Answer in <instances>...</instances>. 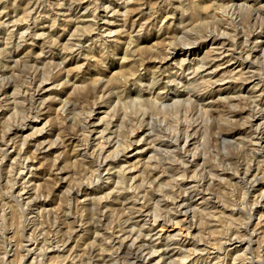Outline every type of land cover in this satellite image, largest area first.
I'll return each instance as SVG.
<instances>
[{"label":"rangeland","instance_id":"1","mask_svg":"<svg viewBox=\"0 0 264 264\" xmlns=\"http://www.w3.org/2000/svg\"><path fill=\"white\" fill-rule=\"evenodd\" d=\"M29 1L0 0L5 4V9L0 12L8 13L20 4L21 6L24 4L23 8H25ZM58 1L50 0L48 4H56ZM160 1L171 0H82L87 11L79 16L88 17L81 18L80 26H74L71 30L62 25L61 21L55 24L53 17L50 18L49 23L46 21L31 23L29 26L39 25L40 36L35 37L33 42H23L20 49L5 46L7 52L3 44L9 43V37L0 36V67L3 61L8 62V57L13 52L17 55L7 65L9 67L7 78L0 77V90H4L11 84L6 95L0 97V140L8 131L23 127L25 133L12 140L10 152L15 151L13 143H17L16 146L25 141L32 143V140L46 137L47 134L61 137L66 141L64 145H54L51 142L53 138H49L45 145L52 144L51 151L46 154L41 150L42 152L34 153L35 157L32 154L28 156L31 159L30 162L37 165L39 173L37 178H44L35 184H40L41 191L38 196L45 205L34 214H30L28 208L12 195L16 156L4 159V156L0 155V264H31L32 259L27 257L25 246L29 248L32 245L37 246L41 253L47 254L46 260L39 259L42 264H90L87 255L89 247L90 249L94 247L100 252L108 249L105 244L108 243L109 236L94 232V226L99 223L102 212H107L111 221L116 219L115 210H119V214L126 213L112 205L116 197L114 195L121 193L123 196L127 194L137 196L139 193L156 192L158 196H161V201L163 199L169 201L170 198L183 194L184 189L178 186V181H183V176L198 180L206 178L209 190L207 193L215 197L216 204L218 202L222 205L216 210L214 207L218 206L212 201L206 204L202 197L207 195L203 193L193 197L192 208L196 213L190 212L191 217L185 224L184 231L187 228L191 229L194 242L207 245L209 248L211 247L207 242L221 243L210 241L211 236L219 237L230 229L245 228L251 220L253 209L258 210L254 225L261 218V226L264 228V207L256 205L252 195L248 194L250 182H243L237 177L242 166L243 168L261 166L260 168L264 169L262 160L257 159L253 141L245 132L256 131L255 128L248 130L254 116L251 109L253 107L255 110V102L260 95L257 90H253V83L264 87V82H260L259 77H253L251 85L246 82L250 76L246 74H243V78L239 80L228 79L231 76L238 78L236 74L240 69L223 78V73L217 72L216 64L211 70L210 66L201 68L197 79L205 77L211 79L216 87L226 90L225 94L217 93L214 87L207 96L205 105L194 103L172 107V111L162 116V119L155 112L153 105L143 108L144 98L142 97L146 90L140 94L133 86L137 75L143 74L147 77L151 74H161L169 78V74L180 70L181 62L202 67L207 56L212 58L215 54V46L211 45L207 39L211 30L206 24L212 20L206 19V16L217 10L226 11L230 8H236L235 12L229 13L235 14L234 22L225 20L218 30L221 33L227 32L229 38L234 39L250 36L254 30H257L258 34L261 33V38L258 40L262 43L261 47L253 49V45L249 46L252 56L248 62L264 66V16L260 17L261 14L256 13L257 10L253 6H256L254 3L257 4V2L254 0L249 1L246 9H242L244 2L234 5L226 1L225 4H218L215 0L204 4L195 0H176L173 7L174 16L168 21L158 22L143 30L139 34L140 42L126 53L128 40L122 33L123 24L117 21L123 20L127 12L139 8L155 9V5ZM110 4L112 9L117 11L116 13L120 12L121 17L115 19L110 11L104 13L103 9L99 10L100 6L108 8ZM259 6L262 7L263 3ZM96 10L100 11L102 16H108L114 21V24L108 27L112 32L117 23L118 27H115L114 34L105 35L102 39L99 37L95 39L92 36L98 34V26L102 24ZM241 11L244 12L240 14ZM182 14L187 16L186 19L181 17ZM252 14H255L254 18ZM38 19L41 18L34 19L27 16L21 23ZM78 27H81L83 31L81 36L88 37L85 43V39L80 37V43L87 45L79 58L76 54L72 55L74 47L79 45L76 41ZM11 31H13L12 28L9 32ZM174 31H178L175 39ZM9 32H6V35ZM182 34L188 38L182 37ZM118 39L121 45H118ZM170 45L185 52L184 57L180 55L176 58L179 60L178 63L172 62L174 57L172 51L168 53L169 62L165 61L166 54L160 52ZM49 46L56 47L57 50L49 49ZM115 47L119 48L116 52ZM189 50H194L197 56L189 55ZM49 51L57 55L56 58L42 62L41 58ZM133 52H136V57H143L147 61L141 62L132 58ZM38 55H40L39 65H33L31 58ZM70 55L73 56L72 61ZM150 58L152 61H148ZM124 59L128 60L124 61ZM212 61L213 59H208L209 64ZM242 85L243 89H241ZM42 86L47 93H44L43 99L36 100L35 95L40 93ZM148 98H151L153 102L156 100L152 96H147ZM96 106H99L97 109L101 110L90 117ZM262 107L264 105L260 104L259 108ZM5 114H7L6 117ZM163 118H167L169 123L163 122ZM89 120H94L98 125L97 131L116 133V140L121 145L118 152L122 153L119 154L118 159L122 163H119V167L123 169V180H118L119 169H117L103 173L102 180L98 182L95 173L97 158L90 164V159L83 157L92 154V146L95 145L93 143L95 132L89 138L90 132L94 131L93 128L92 130L89 129L90 127L87 128ZM30 123L33 126H30ZM149 124L151 127L147 126ZM160 125L163 131H170V134L161 131ZM84 131H89V134ZM143 131H153L152 138L143 139L136 146L129 147L128 142H131L132 137ZM180 131H186L183 133L184 137L189 136L194 140L190 143L189 156L195 154L196 157L191 156V158L193 161L196 160L198 166L195 164L185 166L181 159L186 151L182 150L176 141L164 139L165 135L170 136ZM223 133H229L226 135L225 143L219 137ZM132 134L135 135L131 136ZM69 140L76 143L78 141L81 148L78 149L77 144L71 145L72 142ZM160 144L169 145L170 148L165 149L160 147ZM117 146L110 149L105 156L115 154L114 149L116 150ZM151 149L156 152L147 153ZM5 150L6 147L3 152L1 150L0 152L4 153ZM83 150H87V154H84ZM151 157L152 160L149 161ZM138 162L140 163L137 164ZM19 186L22 185L19 184L17 187ZM29 186H33V183ZM81 186L88 187L93 195L86 200L81 195L75 198L72 192L79 193ZM98 187L101 188L100 192L96 191ZM98 200V203L102 205L100 209L96 204ZM149 203L153 207L154 216L163 219L165 213L157 207L156 201L151 200ZM104 206L107 208L103 209ZM82 219V223L73 225L75 228L81 226V229L76 228L77 231L68 243L66 251L59 255L61 257L57 253L52 254L56 243L62 247L71 237L68 225L74 220ZM153 224V218H151L147 227ZM104 226H107L104 230L108 234L112 233L111 225L104 224ZM167 235L169 236L168 233ZM244 239L245 245L236 252L233 251L234 248L227 245L234 253L233 258H227L225 264H231L235 258H239L237 264H264V258L259 253L260 246L264 244L263 240H255L249 245L250 237L245 236ZM202 249L205 248L202 247L199 250L189 248L187 255L191 258L185 264H189L190 260L197 256H206L207 253L200 252ZM216 251L211 252V258H215ZM67 256L69 258L65 259ZM222 257H224L223 253ZM174 259L182 261L181 256ZM34 262L37 264V260ZM156 262L157 260L152 264ZM215 262L224 264L222 260H214L213 263Z\"/></svg>","mask_w":264,"mask_h":264},{"label":"bare ground","instance_id":"2","mask_svg":"<svg viewBox=\"0 0 264 264\" xmlns=\"http://www.w3.org/2000/svg\"><path fill=\"white\" fill-rule=\"evenodd\" d=\"M174 1L176 0L166 2L160 1L155 5V9L149 8L146 10L143 8H139L130 12L126 11L127 14L125 15V18H123V20L117 21V23L120 22L123 24L121 26L123 30L122 33L125 34L126 39L128 40V50L126 49V53H129V50L134 48V45L136 43L140 42L141 38L139 34L143 30L148 27L154 26L158 22L168 21L172 16H174ZM197 1L204 4L212 0H195V2ZM215 1L218 4H225L226 1L227 3H232L234 5H237L240 2H244L245 6L243 5L242 9H246V5L249 4L250 0ZM254 1L257 2V4L254 3L256 6H253L254 9L257 10L256 13L259 12L261 14L260 17L264 16V10H262L264 9V0ZM49 2L50 0H30L29 3L26 4L25 8H23L24 4L22 6L20 4L19 7H14L8 13L0 12V36H2L3 38L6 36L9 37V43L3 44L4 50L6 52L7 50L5 46L16 47L17 49H20L21 44L23 42H33L35 37L40 36L38 34L40 29L39 25L29 26V24L31 23L39 21H46V23H49L50 18L53 17L55 24H57L58 21H61L62 25H65L68 30H71V28L74 26H80L81 18L88 17L79 16L82 15V12L87 11V8L85 7L82 0H59L56 4H48ZM262 3L263 6H259V4ZM111 6L112 4H110V7L108 6V8L105 6H100L99 10L101 11V9H103L104 13L110 11V13L114 15L115 19L121 17L120 12L116 13L117 11L112 9ZM139 6L140 5H138V7ZM4 9L5 4L3 2H0V11ZM235 9L236 8H230L228 9L230 10L229 12L228 10H217L216 12L207 14L206 19L212 20L211 22H208L206 24L208 25V29L211 30L209 36H207V39L209 40L211 45L215 46V54L212 58H209V56H207L206 60H204V62L202 63V67L192 66L187 62H181L180 70L178 72L176 71L169 74V78H165V76L161 74H151L147 75V77L142 74L137 75L135 77L133 81V86L136 88V90L140 94L146 90V93H144L142 97L144 98V100L142 101V104L144 105L143 108H145L146 106L152 107L151 105H153L154 110H156L155 112H157V114L160 115L162 119V116H165L166 114L172 111V107H178L179 105L185 104L193 105L194 103H200L202 105H205L204 103L206 101V98H208L207 96L209 95L210 91L213 90L214 87L217 93L224 95L226 90H223L220 87H216L214 83L211 82V79H206V77L197 79L199 75V70L201 68H208L210 66L211 70L214 67V64H216L217 66V72L223 73V78L229 76L233 71L240 69V71L237 72L238 74H236L238 78L231 76L228 77V79L239 80L243 78V74H246L247 76L250 75L246 82L250 83L251 85L253 83V77H259L261 79L260 82H264V66L257 64L254 65L252 62H248V59L252 56V50H249L248 48L250 45H253V49L261 47L260 45L262 43L258 41L261 38V33L258 34L259 32L257 30H254L250 36L236 37V39H234L229 38V34L227 32L221 33L218 30L220 25L225 20L229 19L231 20V22H234L236 17L235 14L229 13L235 12ZM100 11L96 10V12H98L97 17L101 19L102 24L98 26V34L92 35L93 37H95V39L97 37H99V39H102L105 37V35H110L111 33L114 34L115 27H118L116 23L113 32L108 29L111 24H114V21H112V19H109L108 16H102ZM243 12L244 11H241L240 14H242ZM27 16L34 17V19H41H38L37 21L28 20V23H21L23 18ZM181 17L183 19H186L187 16L185 14H182ZM254 17L255 14H252V18ZM199 19L200 18L198 17V20ZM10 28H12L13 31L9 32ZM6 32H9V34L6 35ZM82 32L83 31H81V27H78L76 30V41H78L79 45H76L74 47V50H72V55L74 56L76 54L77 58L81 56L83 48H86L87 45H83L80 43V37L82 39H85L84 43L88 41V37L81 36ZM177 32L178 31H174L173 33L174 39L176 38L175 36ZM181 36L184 38H188V36H184L183 34ZM190 39L193 42V39ZM119 40L120 39H118L117 43L118 45H121ZM49 49L57 50L56 47L53 48L51 46H49ZM118 50L119 48L115 47V52ZM170 51L173 52L172 56L174 55L172 59L173 63L179 62V60H177L176 58H179L180 55H183V57L185 56V52L177 50L176 47H172L170 45L168 48H164L162 51H160L166 54L165 61L169 62L168 53ZM188 54L191 56H197V53L194 52V50H189ZM133 55L134 56H131L134 59H137L141 62L147 61L146 59H143V57H136V52H133ZM16 56L17 55L13 52L8 57V62H2V66L0 67L1 78H7V76L9 75V71H7L9 67L7 65L8 63H11V60L15 59ZM56 56L57 55H55L53 52L49 51L46 56L41 58V61L43 62L54 60ZM73 56L70 55L71 61L73 59ZM208 59H213V61L209 64ZM39 60L40 55L32 57L31 63L33 65H39ZM127 60L128 59H124V61ZM148 61H152V58L148 59ZM234 66H236L237 68L235 69ZM245 71L246 73H244ZM167 80L169 81L167 82ZM10 88L11 84H9L8 87L4 90H0V97L5 96ZM241 89H243V85ZM253 90H257L260 95L258 97V100L255 102V110H253V107L251 109L252 114L254 116L252 123L250 122L251 127H249L248 130L250 131L251 128H255L256 131L245 132L248 137L253 141V145L257 152V159L262 160V163H264V107L259 108L260 104L264 105V87H261V85L259 84L253 83ZM44 93L46 94L47 92H45V87L42 86L40 93L35 95V99H43ZM147 96H152L153 98H156V100H154L153 102L151 98L147 99ZM170 104H173V106H170ZM97 107L99 106L95 107L96 109L92 111L90 117H93L97 111L101 110L97 109ZM208 113L209 112H207V114ZM4 116L6 117L7 114H5ZM163 119V122L167 124L169 123V120H167V118ZM29 125L33 126L32 123H30ZM26 126H28V124ZM87 126V128L90 127L89 129L93 128L94 131H91L90 134L89 131L84 132H87L89 134V138H91L93 136V133L95 132V138L93 142L95 145L92 146L93 153L83 157L90 159V164L93 163L94 160L97 158V166L95 173L98 182L102 180L103 173H108L112 170L117 169H119L117 173L118 180H123V169L119 167V163H122L118 159L119 154L122 153L118 152L121 145H119V142L116 140V133H113L112 131H97L98 125L95 123L94 120H89ZM147 126L151 127L150 124ZM160 129L161 131H163L161 125ZM24 131L25 129H23V127H19L12 131H8L6 134L4 132L5 136L2 138V140H0V150L3 152L5 147L6 150L4 153L0 152V155L2 157L4 156V159L16 156V158H14V160L16 161V167L13 171V173H15V184L12 188V195L23 206L28 208L27 210L30 214H34L35 211L45 205V203L38 196L41 191V189L39 188L40 184H35V182H39L44 178H37L39 174L37 172V165L34 162H30L31 159H29L28 156L29 154H32L35 157L34 153L41 150L45 151V153L47 154L49 151H51L52 144L64 145L66 144V141L61 137H56L55 135L47 134L46 137L43 136L42 138H36L32 140V143H28L25 141L23 144L18 146H16L17 143H13V148H15V151L10 152L9 147L12 140L18 138L19 135L22 136V134L25 133ZM152 132L153 131H143V133H140L139 135L132 134L131 136H135L132 137L131 142H128V146L134 147L139 144L143 139H151ZM163 132H165L166 134H170V131ZM184 132L186 133V131H180L176 134H171L170 136L165 135L164 139L176 141L177 143H179V146L182 148V150L186 151L181 159L182 163L185 166H191L192 164L198 166L196 160L193 161V159L191 158V156L195 158V154L189 156L190 143L194 140H192L189 136L184 137ZM227 134L229 133H223L219 136L222 139L223 143H225L226 141ZM49 138H53V140L51 141L52 144L45 145L47 143V139ZM69 141L72 142V140ZM73 144H77V147H79L78 149L81 148V146H79L78 141L77 143L76 141H73L71 145ZM115 146H117L116 150L114 149L115 154L111 153L110 156H105V154ZM159 146L165 147V149L170 148L169 145L166 146L160 144ZM136 150L141 151L142 149ZM83 152H85L84 154H87V150H83ZM116 152L118 153L116 154ZM152 152L156 151H153L151 149L147 153ZM151 160L152 157L149 161ZM139 163L140 162H138L137 164ZM131 166H133V164ZM260 167L261 166H249L247 168H243L242 166L240 167V170L237 173V177L243 182H250V189H248V194L252 195V199L255 200L256 205L264 207V169H261ZM223 172L226 173L225 171ZM217 176L220 177L219 175ZM186 181H189V183H186ZM31 183H33V186H29ZM178 183V186L184 189L183 194L181 196H175L173 198H170L169 201L166 199H163V201H161V196H158V193L156 192H147V194L139 193L137 196L131 194L123 196L121 195V193L114 195L116 197L114 198L112 205L114 207L121 208V211H126V213L119 214V210H115V212L117 213L116 219L111 221L109 220L110 216H108L107 212H102L99 223L94 226V232H101L104 235L109 236L107 238L108 243L105 244L107 245L108 249L100 252L94 247H91V249L89 247L87 255L91 262L90 264H152L156 260V264H185L191 258L189 257V255H187L189 248L191 247L196 248V250H199L204 247L205 249L200 250V252L207 254L206 256H197L193 260H190L189 264H192L193 262L197 264H217L216 262L213 263L214 260H222V262H224L225 264L227 258H233V253L245 245V236L250 237L249 245L253 244L255 240L257 241L259 239H262L264 242V228L261 226V218L258 223L254 225V220L258 212V210L256 209H253L251 220L245 228L230 229L227 231L226 234L219 237H217L216 235L211 236L210 241H219L221 243L211 244V242H207L208 245L211 247L209 248L207 245H202L198 244L197 242H194V239L191 236V229L187 228V230L184 231L185 224L188 223V220L191 217L190 212L196 213L195 210V212H193L192 208V206L194 205L193 197L199 196L200 193H203L207 195L202 197L203 202L208 204L209 201H212L213 204H216V202H214L215 197L212 194L207 193L209 190L207 189L208 180L206 178L198 180L194 177L187 178L186 176H183V181H178ZM19 184H21L22 186L17 187ZM100 190L101 188L98 187L96 191L100 192ZM72 194L75 198H79L81 195V197L85 198L86 200L93 195V192L90 191L88 187L81 186L79 188V193L72 192ZM151 200L156 201L157 207L165 213V217L163 219L154 216L152 212L153 207L149 203ZM98 202L99 200L96 203L97 208L100 209L102 205ZM216 206L218 207H214V209L218 210L220 209L219 206L222 205L217 202ZM106 208L107 206L103 207V209ZM209 216L211 218V213H209ZM151 218H153L154 224L153 226L147 227L149 222L151 221ZM78 222L82 223L83 219L81 221L74 220L68 225L71 237L69 238L66 244H63L64 246L62 247H59V244L56 243V246L53 247L52 254L57 253L59 256L60 254L66 251L68 243L73 239V236L77 231L76 228L78 230L81 229V226H78L76 228L73 227V225H77ZM104 224L111 225L112 233L108 234L106 230H104V228L108 226H104ZM167 233L169 234V236H166ZM260 235H263V237H259ZM227 245L231 248H234V252H232L227 247ZM25 248L27 249V257L29 259H32L31 264H35L34 261L36 260L37 264H42L39 259H47V254L41 253L40 249L37 246L35 247V245H32L29 248L25 246ZM215 250H217L215 258H211V252ZM222 253L224 257L221 258ZM259 253L262 254V257L264 258V244L260 246ZM179 256H181L182 258V261L180 262L174 259L175 257L178 258ZM68 258L69 256L65 257V259ZM186 259L187 261L185 262ZM238 261L239 258H235L231 264H237Z\"/></svg>","mask_w":264,"mask_h":264}]
</instances>
